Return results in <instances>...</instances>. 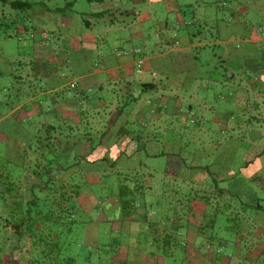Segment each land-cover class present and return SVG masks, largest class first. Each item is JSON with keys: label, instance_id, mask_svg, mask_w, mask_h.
Wrapping results in <instances>:
<instances>
[{"label": "rangeland", "instance_id": "rangeland-1", "mask_svg": "<svg viewBox=\"0 0 264 264\" xmlns=\"http://www.w3.org/2000/svg\"><path fill=\"white\" fill-rule=\"evenodd\" d=\"M23 1L30 2L31 7L14 11L8 5L0 4V228L5 224V218H10L11 213H18L15 207V199L20 200L17 197L19 194L17 186L8 194L9 197L6 194V173L9 171L11 175L8 180L13 181L15 185H19V176L25 174L28 170V166L24 169V165H27L28 162L32 164L35 157L34 155L26 158L20 156L19 147L17 149L14 142L22 134L25 135V138L22 136L21 140L24 144L28 143L31 137L27 133H20L19 129L22 127L28 130L30 124L39 127L37 118L33 117L34 115L29 116V114L18 117L19 120L16 124L13 119L17 117L19 112H13L14 106L23 102L26 96L28 97L31 93L38 94L45 90L54 80H60L62 83L70 81L74 76L73 71L77 70V67L81 69L98 68L102 66L99 63L101 57H103L104 63H109L113 59L122 63V57L125 53L132 52L136 48L143 50L151 43L160 41L159 35L165 33L162 23H167L171 30H176L179 27L177 20L174 18L179 8L184 24H188V28L191 30L203 32L202 34L198 33L205 35L203 40H220L221 34L217 37V33H215L217 27L223 35H226L224 37L231 35V40L225 44L215 42V46L195 47L186 59L182 58L179 62L177 61L178 65L180 61H182V64L194 61L193 63L197 66L194 70L199 73H206V75H201L199 82L191 84L189 90L192 91V94L198 97L205 94L209 97L211 103H217L225 110L235 111L233 117L238 119L237 111L239 108L231 103L234 100L227 99V96L232 91L238 90L246 92L264 91V85L255 80L256 73L264 66V41L257 42L254 45H249V43L243 41L249 34L251 35L249 38L253 37V33L264 38V20L257 17L252 19L242 18V14H238V12L234 14L235 16L230 17L228 13L230 6H243V2L240 4L234 0H147L146 3L141 1L132 2V0H121L120 3H118L119 0L114 1L112 3L114 8L120 6L128 11L139 12L144 6H154L156 12L145 14L143 18L130 23L129 26L111 27L104 37L105 40L101 43L100 39L93 37L96 30L88 28L85 24L86 20L92 21L94 19L91 16L92 13L103 8V6H100L101 4L88 0ZM111 11H113L112 8ZM42 26L46 27L42 29ZM63 28L65 29L63 30ZM86 37H88V40H85ZM144 41H146V44H144ZM87 42L90 46L87 45ZM171 42L164 43L165 46L156 47L153 51L149 50L144 53V56L147 57L151 53H168V50L177 46L174 42L173 44ZM76 47L81 50H75ZM47 50L50 53L49 58H47ZM134 55L136 58L140 57L139 53ZM174 56L168 54L160 60L164 63L163 65H169V58L176 63ZM145 57L142 58L146 61ZM19 62H22L21 66H19ZM131 68L133 69V66ZM25 69L26 71H30V69L32 71L30 82L25 81V78H23V82H20L17 78L18 75L25 76ZM48 75H51L50 81L45 83ZM146 75L160 84L166 94L172 91L169 87L171 82L158 80V77L152 72H144L143 75H139L135 70L133 71V76L136 79L139 76L144 77ZM208 77L216 79V81L212 83L208 81ZM64 90L67 92V90L72 91L73 89L66 87ZM151 95L150 100L153 97L159 98V92L151 93ZM216 95L219 96L218 99L215 98ZM192 97L183 96L181 102L187 105L191 102L189 98ZM41 101L40 97L34 99V103H41ZM154 104L156 105L155 101ZM31 105V103L27 105L26 111L32 109ZM156 109L159 119H156L155 123H159L161 127L165 125L170 127L171 124L178 127L181 123L180 118H169L171 114H168L164 108ZM249 112L242 114V127H240L242 131H240L239 137L234 134L233 138L230 139L228 134L221 131L217 123L213 121L211 118L212 112L208 114L206 119V126L209 127V131H202L200 128L201 114L199 110L197 111L196 106L193 116L189 115L187 117L188 135H191L192 140L195 142H200L205 139L203 133L208 132L211 140L213 142L219 141L221 147H215L212 144L207 148V151H203L200 145L197 147L192 145L190 148H182V146L178 148V141H175L168 133L164 135L161 145L159 143L149 144L145 150L136 153L132 157L134 162L142 159L146 165L155 167L158 174L153 178L142 180L147 186L148 184L152 186V192L144 187L138 192L128 194L126 197L129 203V207L127 206L128 212L122 209L120 203H116L119 197L115 193L117 190L113 189L118 188L121 183L131 186L130 180H123L126 174L125 171H121L120 174L115 169H107L104 172L101 170L86 174V181L90 183L85 182L84 191L76 200L83 208L84 205H88L92 210L88 213L83 212L82 214L77 211L73 214V229L75 228V230L67 235L72 241L73 264H140V241L143 247L153 241H148L149 236L143 233L145 231L143 229L145 221L156 222L161 220L162 222H168L172 217L180 214V212H175L167 206L171 203L169 198L172 197L169 187H172L175 179L170 180L164 178L163 175H159L161 170L174 171L178 176L188 174L184 169H181L183 167L179 158L181 156L176 154L179 152L178 150L193 152L198 165L206 166L217 161L223 169L224 167L231 168L235 172L234 178H231L226 176L228 172L222 170L221 173L224 178L220 183L221 187L226 189L227 192L225 196H221L218 203L211 204L212 206L213 204L220 205L221 210L215 211L211 206H207L204 212L205 216H203L206 225L209 224L210 220H215V226H217L215 230L222 232V235L232 242L235 240L236 228L239 227L238 221L246 220L248 215L255 222L264 223V185L259 182L264 181V159L261 161L260 168L256 162H246L249 158L246 155L247 145L245 141H249L255 135L254 132L248 131V126H251L252 123V121H249L251 118ZM244 118H248V120ZM190 119H192L191 122ZM261 129H264V123ZM30 133L40 136L42 139L45 136L43 131L35 132L33 130ZM31 141H33L34 147L37 142L34 139ZM76 142L70 140L73 148H70V150L65 149L63 156H67L69 151L75 157L79 156L78 154L82 155L89 147L85 146L86 144L75 145ZM90 143L94 146L97 141L92 140ZM55 149V146L54 148L51 147V151L55 152ZM157 150L168 154L159 157L146 156L145 151ZM44 151L45 155L48 156V161L53 162V164L57 163L59 156L54 157L53 154H47V150L44 149ZM132 160H129V162L119 160V162L134 164ZM76 161H81L79 165L83 167L87 166L85 164L86 158H83V156L76 159ZM249 175L255 178L249 179ZM214 179L216 178L213 174H209L207 180L212 183ZM140 181V170H138V183ZM107 184L108 187L111 184L112 189L106 187ZM162 186L165 187V190ZM178 191L182 200H184V189H178ZM89 192L92 194L87 197ZM34 193L39 198H43L40 190H35ZM54 197L56 201H61L58 193L54 194ZM230 198L235 199V203H238L245 210L240 212L245 217L244 219L241 216L235 218V212L226 210ZM85 201H87V204ZM41 204L43 209L46 210L49 202H42L41 200ZM116 204H119V211L116 209ZM7 208L10 210H7ZM151 208H153V211H151L153 216H142L144 222L140 225V210L144 209L146 210L145 213H149ZM88 224L90 225L87 229L88 234H85L84 230ZM140 226L142 235L144 234L141 237ZM204 231L210 234L213 229L208 225ZM94 238L96 241H92ZM85 242L90 243L86 244ZM179 247L182 250L184 249L182 246ZM135 254L138 255L134 256ZM176 254L180 259L166 258L168 264H189L191 262V260L185 259L184 252L181 254L179 248ZM136 257L138 262L135 261ZM133 258L135 259L133 260ZM235 260H231V264H260L246 259ZM199 263L197 260L192 262V264Z\"/></svg>", "mask_w": 264, "mask_h": 264}, {"label": "crops", "instance_id": "crops-1", "mask_svg": "<svg viewBox=\"0 0 264 264\" xmlns=\"http://www.w3.org/2000/svg\"><path fill=\"white\" fill-rule=\"evenodd\" d=\"M93 1L103 6L101 10L111 11V8L113 9V11H111L113 15L109 18H94L92 21H88L87 27L96 30L93 33L95 34L93 37L100 39L101 43L105 40L104 37L108 34L111 27L116 26V28H121L122 26H129L131 25L130 23L137 22L140 18H143L145 14L156 12L154 6H144L140 9V14L137 11H129L127 13L125 11L127 9H123L120 6L114 8L112 3L118 0ZM140 1L146 3L147 0H132V2ZM234 1H238L240 4L243 2L244 4L243 6H230L228 9L230 17L235 16L234 14L238 12V14H242V18L252 19L253 17H257L264 20V0ZM120 2L121 0L118 1V3ZM169 8L173 9L174 7ZM180 11L179 8L174 17L179 25L176 30H171L167 23L161 24L165 33L159 35L160 41L151 43L143 50L136 48L132 52L125 53L124 55L126 56L123 55L122 63H119L120 61L118 60L114 61V59L109 63H104L103 57H101L99 63H101L102 66L98 68L81 69L77 67V70L73 71L74 76L70 81L62 83L60 80H54L45 90L38 94L31 93L28 97L26 96L23 102L16 104L12 109L13 112H19L15 120L18 121V117H22L24 114H29V116L34 115L33 117L37 118L39 127H36L35 124H31V129H40L43 131L45 128H49L50 125H54L56 127L54 132L57 133L56 141L58 143L59 140L64 139L66 141H77L75 145L78 144L81 146L82 144H86L85 146H89L91 143L85 141L82 135L85 134L89 136L90 134L92 139L101 142L99 143L101 152L104 146L110 145L112 147H125L126 152L130 154L136 146L138 134H140V147L149 144L154 145L155 143L161 145L164 138L163 136L168 133L175 141H178V148L181 146L182 148H190L192 145L196 147L200 145L203 151H207V148L212 144H214L215 147H221L219 141L213 142L211 140L208 136V132L206 134L203 133L206 140L202 139L200 142H195L192 140L191 135H188L189 128L187 127V117L189 115L193 116L195 107L197 106V111L199 110L201 114L200 128L202 131H209V127L206 126V119L208 114L212 112L211 118L217 123L221 131L228 134L230 139L233 138L232 136L234 134H237V136L240 134V131H242L240 128L242 127V114L250 111L249 114L251 118L249 121H252V123L251 126L247 125L248 131L254 132L255 135L252 136L249 141H245L247 145L246 155L249 158L246 162H256L260 168L262 164L261 161L264 159V129H261L264 123V91L246 92L238 90L232 91V93L227 96V99H231V101L234 100V102L231 103L239 108L237 111L238 119L233 117L235 111L225 110L221 105L211 103L209 97L205 94H201L200 97L192 94V91L189 90L191 84L199 82L202 77L201 75H206V73L203 74L194 70L197 66L193 63V60V62H184V64L180 61L179 65L177 61L179 62L182 58L186 59L190 51L195 47L203 48L212 45L215 46V42H223L225 44L231 40V35L224 37L226 35H223L217 27V30H213L217 33V37L221 34L222 37H219L221 38L220 40H203L205 35H200L203 32L188 28L189 25H185L182 21L183 19L180 15ZM45 27L46 26H42V29ZM64 29L65 28H63V30ZM252 36L251 38L247 37L243 41L249 43V45L264 41V38L258 36V34L253 33ZM85 40H88V37H86ZM169 42L172 44L174 42L177 46L168 50V53H151V55H147V57L144 56V53L149 50L153 51L156 47H161L164 43ZM144 44H146V41H144ZM80 45L83 47L82 44ZM87 45L90 46L88 42ZM75 50L80 51L81 49L76 47ZM46 52L47 58H49L50 53L48 50ZM136 53H139L140 57L136 58L134 55ZM168 54L175 55L174 59L176 63L172 62L169 58V65H163L164 63L161 61L162 57ZM142 57H145L146 61ZM140 58L143 59L142 70L144 68L141 73L137 71L136 67V61ZM21 65L22 62H19V66ZM131 66H133V69L139 75H143L144 72H152V74L158 77V80L162 79L163 82H171L169 87L172 91L166 94L162 86L155 80H151L147 75L144 77L139 76L138 79H136V77L133 76L134 70ZM31 73V69L30 71H26L25 69V76L18 75L17 78L20 82H23V78H25V81L30 82L32 77ZM11 75L13 74L11 73ZM258 77L259 76H256L255 79ZM50 78L51 75H48L45 83L50 81ZM208 81L214 83L216 79L214 80L208 77ZM253 81L255 80L253 79ZM142 82L154 83L156 86L155 90L141 92L139 84ZM72 83H74L75 86H71ZM66 87L73 90H67V92H65L64 89ZM157 92H159V98L153 97V99L150 100V98H152L151 93L155 94ZM183 96L193 97L189 98L191 102L184 105V103L181 102V97ZM37 97L42 99L41 103H34V99ZM215 98L218 99L219 96L216 95ZM170 99L171 101L173 99L174 104L170 112H168V114H171L169 118H180L181 123L178 127L172 124L170 127H166V125L161 127L159 123H155L156 119H159L156 108L159 106H168ZM30 103L32 104V109L26 111L25 108H27V105ZM152 103L155 106L152 107L150 121L144 123V118L148 116L146 106H151ZM119 109H123V111H121L122 117L115 121V116L118 115ZM244 119L248 120V118ZM191 121L192 119H190V122ZM183 127H185V129H183ZM112 128L114 131H121V134L119 136H114ZM130 132H132L133 135H130ZM190 132L192 131L190 130ZM148 133L149 135H147ZM150 133L155 134V138H148L151 135ZM80 139H83V143H80ZM178 151L179 156L184 159V166L181 169H184L188 174L178 176L174 171L161 170L159 175H163L164 178H169L170 180L175 179L172 187H169L172 197L169 198L171 203L167 206L175 212H180V214L172 217L168 222H162L161 220H157L156 222L145 221V225H143L145 231L143 233L149 236L147 239L148 241H153H150L151 243H147V246L144 247L140 241V264H168L166 258L171 257L180 259L176 254L178 248L181 254L184 252L183 256L186 260H191L189 264H192L194 260L199 261V264H231V260L234 259H246L254 263L258 262L264 264V223L255 222L251 219V216L248 215L246 220L238 221L239 227L236 228L235 240L232 242L223 236L222 232L215 230V227H217L215 226V220H210L207 225L204 223L205 217L203 216H205L204 212L208 205L215 211L221 210L220 205L213 204L212 206L211 204L218 203V201L221 200V196H225L227 192L226 189L221 187L220 183L222 178H224L221 173L222 170L228 172L226 176L231 178H234L235 172H233L231 168L224 167L223 169L217 161L209 163L206 166L198 165V162L195 161L196 159L193 152ZM151 152L159 154L161 151L157 150ZM181 157L179 158L181 159ZM142 163L143 166L140 167V178L142 180L157 176L158 173H156L155 167L146 165L143 160ZM125 172L126 174H130L129 171ZM209 174H213L216 178L212 183L207 180ZM249 176V179L255 178L252 175ZM178 178L180 179L177 180ZM256 178L258 179V177ZM259 182L264 185V181L261 180ZM145 187L149 191L152 190L150 184L147 186L145 183ZM178 189H184V200H182ZM178 195L180 196L179 198ZM228 200L229 202L226 210L235 212V218L241 216L244 219L245 217L240 212L245 210H243L238 203H235V199L230 198ZM145 211L144 209L140 210V225L144 222L142 216H153V214H151L153 208H151L149 213H145ZM208 225L213 229L210 234L204 231ZM88 226L90 225L88 224L85 227V234H88ZM144 234L142 235L140 226V237L144 236ZM94 240L96 241L95 238L92 239V241ZM85 243L87 244L90 242ZM179 246L184 247V249L182 250ZM237 263H239V261H237Z\"/></svg>", "mask_w": 264, "mask_h": 264}, {"label": "trees", "instance_id": "trees-1", "mask_svg": "<svg viewBox=\"0 0 264 264\" xmlns=\"http://www.w3.org/2000/svg\"><path fill=\"white\" fill-rule=\"evenodd\" d=\"M0 4L8 5L14 11L29 9L31 7L30 2L23 0H0ZM125 11L127 13L129 12L128 10ZM112 15V12L109 10H101L91 14V16L96 19H105ZM85 24L88 26V20L85 21ZM261 68L262 69L256 73V76L259 77L255 80L264 85V66ZM71 86H75L74 83H72ZM139 86L141 92L153 91L156 88L155 84L152 82H142ZM173 104V99L172 101L170 99L168 106H162V108L170 112ZM153 106V103L151 106H146L148 116L144 118V123L150 121ZM159 108H161V106H159L158 109ZM121 111H123V109H119L118 115L115 116V121L122 117ZM13 121L17 124L15 119H13ZM55 129L56 127L54 125L45 128L43 130L45 134L43 139L40 138V136L32 135V133H30V131H33L31 127H29L28 130L22 127L19 129L20 133L29 134L31 140L34 139L37 143L34 147L33 141L31 140L24 144L21 141L22 136H25L23 134L22 136L19 134L20 137H17L19 139L14 142L15 147H17V149L19 147L20 156L26 158L27 156L34 155L35 157L32 164L28 162L27 165H24V169L28 166V170L25 174L19 176V185H15L13 181L8 180L11 177L9 171L5 176V179H7L6 194L8 195L12 192L14 187L17 186V192H19L17 197L20 200L17 201L15 199V207L18 210V213H16L17 216L11 213L9 216L10 218H5V224L0 228V264H73L74 256L71 251L72 241L71 238L67 237L69 233L75 230V228L73 229V214L77 211L83 214V212L88 213V211L92 210L88 205H84V210L76 200L83 193L85 182L90 183L86 181V174L101 170L104 172V170L107 169H115L117 173L129 171L130 174H125L123 180H130L132 183L131 186H126L121 183L118 188H113L117 190L115 193L116 196L119 197L116 203H120L122 209L126 212H128L127 206L129 207L128 199L126 198L128 194L138 192L145 187V183L142 182L141 178L140 183H138V170L143 166L142 159L137 162L132 160V157L136 153L146 149V145L140 147V134L137 135L136 146L130 154L126 152L125 147H112L110 145L104 146L101 152V148H99V143L101 142L96 140L97 144L94 146L90 144L82 155L78 154L79 156L75 157L74 154H70L71 151H69L67 156H63L65 149L70 150L73 146L70 144V141L64 139L59 140L58 143L56 141L57 133L54 132ZM40 131V129L35 130V132ZM112 131L114 136H119L121 134V131H114L113 128ZM130 133V135H133L132 132ZM147 135H149V133ZM82 138H85L87 142L94 140L90 134L89 136L84 134ZM148 138H155V134H151ZM80 140V143H83V139ZM54 146L56 147L55 152L51 151V147L54 148ZM44 149L47 150V154H53L52 156L54 157L59 156L57 163L53 164V162L51 163L47 160L48 156L45 155ZM145 153L147 157H159L168 154L163 151L159 154L152 153L151 151H145ZM178 153L179 152L176 153L177 156H179ZM81 156L86 158L85 164H87V166L85 167L79 165L81 161H76V159H79ZM119 160L123 162L132 160L134 164H124L119 162ZM98 162H100V164H98ZM181 163L182 166H184L183 158H181ZM109 185L110 187H108V184L106 187L112 189V185ZM35 190H40V193L43 194L42 199L34 193ZM57 193L61 201L55 200L54 194ZM91 194L92 193L89 192L87 197ZM41 200L42 202H49L46 210L43 209ZM85 203L87 204V201H85ZM116 209L119 211V204ZM7 210L10 209L7 208ZM136 255L138 254L134 256ZM134 259L135 258H133V260ZM135 261L138 262L137 257Z\"/></svg>", "mask_w": 264, "mask_h": 264}, {"label": "built area", "instance_id": "built-area-1", "mask_svg": "<svg viewBox=\"0 0 264 264\" xmlns=\"http://www.w3.org/2000/svg\"><path fill=\"white\" fill-rule=\"evenodd\" d=\"M142 65H143V59L140 58L136 61L137 71L140 73L142 72Z\"/></svg>", "mask_w": 264, "mask_h": 264}]
</instances>
